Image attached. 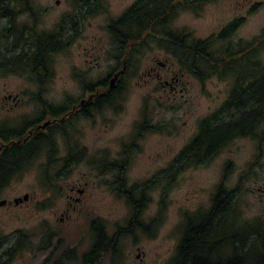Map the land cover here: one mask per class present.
<instances>
[{
  "label": "rangeland",
  "instance_id": "374dc122",
  "mask_svg": "<svg viewBox=\"0 0 264 264\" xmlns=\"http://www.w3.org/2000/svg\"><path fill=\"white\" fill-rule=\"evenodd\" d=\"M135 1H89L94 12L76 17V36L68 48L52 57L43 94L47 104L62 106L68 97L80 98L85 83L97 82L110 72L117 63V49L106 27ZM30 4L38 13V29L54 31L63 19L65 33L74 32L70 22L76 13L74 0H30ZM4 21L0 18V24ZM231 22L237 23L233 32L224 41L214 38L213 49L224 48L229 42L231 50H236L259 37L264 31V0H214L197 10L180 11L167 29L185 34L191 41L215 37ZM17 23L31 24V19L23 14ZM256 59L264 66V48L259 49ZM182 68L164 45L149 39L133 54L112 104L93 117L75 118L66 125L69 142L85 152L70 170L62 169L68 142L58 130L51 132L54 161L48 165L49 148L42 143L31 163L0 194V200L6 201L0 205L1 235L12 241L21 233L28 240L10 264H80V256L93 241L92 220L100 219L108 236L125 227L130 207L111 185L117 170L103 164L120 160L127 146V185L160 175L198 132L202 118L222 104L234 80L230 74L212 76L201 83ZM158 75L170 83L176 75L179 81L172 83L175 90L163 85ZM37 89L23 74L1 76L0 122L18 129L36 120L42 111L33 99ZM14 96L17 100H12ZM144 118L157 129L142 130L134 138ZM256 132L233 139L207 162L186 166L169 184L162 181L152 187L140 214L142 222L148 224L146 231L136 227L121 235L116 250L100 264H165L180 239L186 215L209 210L224 176L226 188H237L233 207L241 220L264 226V123ZM24 194L28 199L14 204L13 200ZM222 232L231 235L232 222L231 226L225 224ZM49 235L47 249L42 244ZM67 248L75 250L76 259L56 263Z\"/></svg>",
  "mask_w": 264,
  "mask_h": 264
},
{
  "label": "trees",
  "instance_id": "16d2710c",
  "mask_svg": "<svg viewBox=\"0 0 264 264\" xmlns=\"http://www.w3.org/2000/svg\"><path fill=\"white\" fill-rule=\"evenodd\" d=\"M75 1L85 3L86 11L83 13L81 6L70 17L74 32L68 34L64 30L66 22L63 19L54 31L38 29V13L31 6L30 0H0V18H5L3 24H0V77L10 73L25 75L37 85V93L33 94V99L42 106L36 120L23 123L18 129L7 126L5 121L0 122V194L14 176L31 163L42 143L49 148L48 165L54 161V140L51 136L53 130L61 132L68 142L69 151L62 158V169L70 170L82 158L84 151L67 139L66 125L75 119V115L63 117L68 109L66 104L55 107L47 104L43 98L45 84L51 74L53 55L68 48L73 41L77 34L73 25L77 23L76 17L84 18L94 12L90 0ZM211 1L214 0H136L122 15L110 20L106 27L111 42L117 49L114 57L117 63L106 75L119 72V80L112 91L120 90V80L127 74L133 54L149 39L158 40L164 45L177 58L182 69L201 83L212 76L225 77L230 74L234 75V80L222 104L213 113L202 118L198 132L160 175L129 186L123 161L122 164L118 161L106 164V169L117 170L111 185H115L116 196L125 198L130 207V216L125 227H118L111 236H108L100 219L92 220L90 230L93 241L80 256V264H100L104 256L116 250L121 235L136 227L146 231L148 224L142 222L140 214L147 199L146 194L152 187L162 181L169 184L188 165L209 161L233 139L257 135V127L264 123V66L256 59L259 49L264 48V31L252 41L241 44L239 49L231 50V45L227 42L224 48L216 50L212 47L214 38L216 41H224L233 32L236 26L234 22L225 26L215 37L191 41H187L185 34H176L167 29L180 11L197 10ZM23 14L31 19V24L17 23L18 17ZM82 89L109 90L110 86L106 80L100 79L85 83ZM110 94L111 92L108 93L106 104H112L113 97ZM84 110L87 108L75 113L87 117ZM48 116L59 120L52 123L47 131L35 128L33 136L24 139L25 128L35 127ZM147 129L157 128L148 125L144 118L136 129L134 138ZM123 152H128L127 146ZM224 178L225 176L216 186L207 212L197 211L186 215L180 239L165 264H264V226L241 220L233 207L237 188H226L223 185ZM231 222L232 233L225 235L222 229L225 224L229 223L231 226ZM227 236H232L231 240L226 239ZM16 237L8 241L10 238L7 239L0 233V248H3L0 251V264H10L19 249L28 242L25 234L20 233ZM49 237L50 235L46 236L42 247L49 248ZM62 259H76L75 250H63L56 263H60Z\"/></svg>",
  "mask_w": 264,
  "mask_h": 264
},
{
  "label": "flooded vegetation",
  "instance_id": "af4514ba",
  "mask_svg": "<svg viewBox=\"0 0 264 264\" xmlns=\"http://www.w3.org/2000/svg\"><path fill=\"white\" fill-rule=\"evenodd\" d=\"M75 2L76 1L74 0V3ZM80 2L79 3L78 2L75 3V5H74L75 9L76 10H80V8L82 6L81 10L84 13L86 11V4L85 3H80ZM234 23L237 24L236 22H234ZM157 78L161 81V76L158 75ZM103 79L106 80L107 83L109 84V86H110L109 90H106V89L84 90V89H82L83 90V94L81 95L80 98H77V99H72L71 97L66 98L65 104H66V107L68 106V109L66 110V112H65L63 117H67L68 118L71 114H74L75 118L84 117V118L88 119L90 117H93L94 114H96V113H101L102 110L104 108H106V106H107L106 100H107V97H108V93L111 92V94L109 96H111L113 98L116 97V95L114 93L117 92V91H112V89L115 87V85L117 84V82L119 80V72H117V71L116 72H112L111 75L105 76ZM178 81L179 80H178L177 76L174 75L173 77H171V83L168 82V80H165V79H164V81H161V82H162L163 85H169L171 90L174 91L175 87H174V85H172V83L176 84ZM15 98H16L15 96L12 97V100H14ZM15 100H17V99H15ZM94 107H96V108H94ZM86 108H87V110H84V111H86L87 117H85L83 115H80V114L76 115V113H75L76 111L83 110V109H86ZM63 117H62V119H63ZM46 118L47 119L43 120L41 123L36 124L35 127L25 128L24 132H25L26 138H24V139H27V137L33 136L35 128L47 131L49 129V127L52 125V123H57L58 120H59L57 118L50 119L49 116L46 117ZM45 122H48V123L44 127H42V125ZM67 134H68V132H67ZM245 137H247V136H245ZM67 139H69V137ZM67 155L68 154H66V156ZM84 155H85V152H83L81 159H83ZM120 155H121L120 160H115V161H118L120 163L123 161V164H124L123 166L126 168V163H127L129 154H128V152H122ZM66 156H64V157H66ZM103 165L106 167V164H103Z\"/></svg>",
  "mask_w": 264,
  "mask_h": 264
},
{
  "label": "water",
  "instance_id": "95a60500",
  "mask_svg": "<svg viewBox=\"0 0 264 264\" xmlns=\"http://www.w3.org/2000/svg\"><path fill=\"white\" fill-rule=\"evenodd\" d=\"M48 122H45L43 125H42V127H44L46 124H47ZM28 199V194H24L23 196H20V197H16L14 200H13V202H14V204H19L20 202H22V201H25V200H27ZM6 203V201L5 200H0V205H3V204H5Z\"/></svg>",
  "mask_w": 264,
  "mask_h": 264
}]
</instances>
